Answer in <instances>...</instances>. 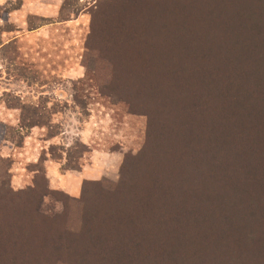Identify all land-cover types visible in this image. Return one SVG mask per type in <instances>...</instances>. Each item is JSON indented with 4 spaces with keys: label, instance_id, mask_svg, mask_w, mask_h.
Returning <instances> with one entry per match:
<instances>
[{
    "label": "trees",
    "instance_id": "trees-1",
    "mask_svg": "<svg viewBox=\"0 0 264 264\" xmlns=\"http://www.w3.org/2000/svg\"><path fill=\"white\" fill-rule=\"evenodd\" d=\"M108 4L106 43L139 50L138 173L127 156L109 232L87 240L68 234L76 221L83 233L81 215L67 211L59 230L37 199L1 189L0 220L12 222L0 223V264H264V0ZM20 108L22 129L47 124Z\"/></svg>",
    "mask_w": 264,
    "mask_h": 264
},
{
    "label": "rangeland",
    "instance_id": "rangeland-1",
    "mask_svg": "<svg viewBox=\"0 0 264 264\" xmlns=\"http://www.w3.org/2000/svg\"><path fill=\"white\" fill-rule=\"evenodd\" d=\"M108 3L73 0L62 13L63 0L0 3V190L37 199L59 230L81 215L83 233L78 221L68 230L76 240L109 232L123 162L130 156L138 173L149 129L146 115L131 112L144 97L131 70L141 67L138 46L130 41L124 55L114 47L125 43H106ZM20 104L37 106L47 124L22 129L30 109Z\"/></svg>",
    "mask_w": 264,
    "mask_h": 264
},
{
    "label": "crops",
    "instance_id": "crops-1",
    "mask_svg": "<svg viewBox=\"0 0 264 264\" xmlns=\"http://www.w3.org/2000/svg\"><path fill=\"white\" fill-rule=\"evenodd\" d=\"M3 1H5V0H0V3H3ZM63 2H64V0H63ZM61 8V7H60Z\"/></svg>",
    "mask_w": 264,
    "mask_h": 264
}]
</instances>
